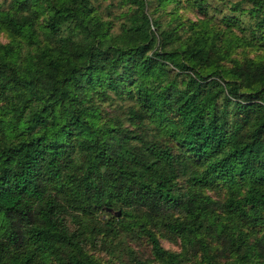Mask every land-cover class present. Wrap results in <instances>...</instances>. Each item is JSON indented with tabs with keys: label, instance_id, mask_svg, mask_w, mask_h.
<instances>
[{
	"label": "trees",
	"instance_id": "obj_1",
	"mask_svg": "<svg viewBox=\"0 0 264 264\" xmlns=\"http://www.w3.org/2000/svg\"><path fill=\"white\" fill-rule=\"evenodd\" d=\"M119 1L0 5V264H264V0Z\"/></svg>",
	"mask_w": 264,
	"mask_h": 264
},
{
	"label": "rangeland",
	"instance_id": "obj_2",
	"mask_svg": "<svg viewBox=\"0 0 264 264\" xmlns=\"http://www.w3.org/2000/svg\"><path fill=\"white\" fill-rule=\"evenodd\" d=\"M8 0H0V5L5 4ZM178 1V0H175ZM193 0H179L177 5L170 4L166 5L163 9L157 11L153 16L159 22L161 27L163 28H171L174 27L176 23L179 22H193L200 21L204 18L201 13H197L196 8L191 6ZM238 0H205L208 3L210 8L214 9V6H224L227 7L223 9L224 13L228 15H234L235 12H230V7L233 3H236ZM92 4L97 7L99 13L102 15L104 19H108L113 26V31L116 32L118 29V25L122 22L123 13L126 11V6L121 4L119 0H91ZM247 5H242V8H246ZM218 11L217 9H215ZM172 11V12H171ZM222 12V13H223ZM174 16H179V20H176ZM223 15L213 14L211 11L209 12L208 18L212 21L216 26H219L223 29L224 24L221 20ZM186 24V23H185ZM211 25V24H209ZM8 41V37L4 33H0V42L5 43ZM247 56L250 58H258L261 57L264 60V48H259V46H254L253 48L246 49H238L236 53H234V57ZM106 110H110L106 108ZM212 196L217 197L214 192H210ZM222 196V195H220ZM159 242L162 248L169 251H179V243L172 242L165 238L159 237ZM126 245L133 251L135 256L138 259H151L149 244L147 243L144 237L135 238L134 240H128ZM91 253L98 258L100 261L108 262L110 264H118V262H123L125 264H130L126 254L122 251L119 253L116 251L114 256L109 255L106 250L101 248H93Z\"/></svg>",
	"mask_w": 264,
	"mask_h": 264
},
{
	"label": "water",
	"instance_id": "obj_3",
	"mask_svg": "<svg viewBox=\"0 0 264 264\" xmlns=\"http://www.w3.org/2000/svg\"><path fill=\"white\" fill-rule=\"evenodd\" d=\"M106 211H107V212H112V209H111V208H106ZM114 214H115L116 216H118V215H119V211H116Z\"/></svg>",
	"mask_w": 264,
	"mask_h": 264
}]
</instances>
